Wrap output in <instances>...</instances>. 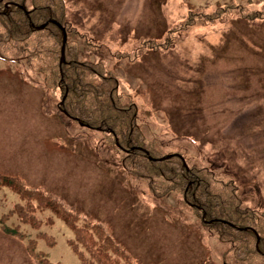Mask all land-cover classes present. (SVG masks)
<instances>
[{
	"label": "rangeland",
	"instance_id": "1",
	"mask_svg": "<svg viewBox=\"0 0 264 264\" xmlns=\"http://www.w3.org/2000/svg\"><path fill=\"white\" fill-rule=\"evenodd\" d=\"M61 3L65 21L86 40L74 39L79 60L100 62L117 81V94L135 105L136 123L153 150L233 180L241 204L264 214V20L241 18L242 10L260 11L264 3ZM219 8L228 11L213 18ZM58 98L35 66L0 60V174L103 223L138 264H224L223 245L181 197L154 198L122 168L109 137L63 116ZM18 202L2 187L0 216ZM36 217L53 223L21 230L55 240L54 246L37 240L38 251L55 264H79L66 223L52 210ZM0 264L33 263L22 243L0 233Z\"/></svg>",
	"mask_w": 264,
	"mask_h": 264
},
{
	"label": "trees",
	"instance_id": "2",
	"mask_svg": "<svg viewBox=\"0 0 264 264\" xmlns=\"http://www.w3.org/2000/svg\"><path fill=\"white\" fill-rule=\"evenodd\" d=\"M219 9L213 18L228 11ZM199 17L195 14L190 21ZM241 18L248 22L264 20V8L242 10ZM52 20L65 29L67 36L62 64V34L57 26L47 23ZM75 38L86 41L65 21L61 0H0V60L35 66L44 83L59 92L58 103L63 99L61 109L66 114L57 110L81 127L105 133L121 154L122 168L144 182L154 198L178 194L223 245L224 264H264V214L241 204L233 180L219 178L206 168L184 166V160L175 155L159 161L162 156L153 150V142L146 140L136 123L135 105L125 98L122 102L117 81L105 75L100 62L79 60ZM2 187L15 192L19 202L0 216V233L22 243L33 264H55L37 249V240L49 246H54L55 240L44 233L28 238L21 230V226L37 230L44 223L51 225L52 218L41 221L36 217L37 212L45 210H52L66 223L71 231L67 245L79 264H138L106 225L72 212L55 195L30 188L19 177L0 174ZM203 213L209 223L202 221ZM13 218L17 224L8 225ZM246 228L259 237L258 250L255 234L243 230Z\"/></svg>",
	"mask_w": 264,
	"mask_h": 264
},
{
	"label": "water",
	"instance_id": "3",
	"mask_svg": "<svg viewBox=\"0 0 264 264\" xmlns=\"http://www.w3.org/2000/svg\"><path fill=\"white\" fill-rule=\"evenodd\" d=\"M47 23H51V24H54L55 26H57L59 29H60V31H61V34H62V45H61V49H60V64H62V63H64V47H65V43H66V32H65V29L62 27V26H60V24L59 23H57V22H55V21H49V22H47ZM44 26H41V27H38V28H43ZM63 81V79L61 78V82ZM63 104V99L61 100V102L59 103V105H58V108L61 110V112L63 113V114H66L65 113V111H63L62 109H61V105ZM78 122V121H77ZM82 124H80V126H81ZM146 154H148L147 152H145ZM177 157H180V156H178V155H176ZM171 156H165V157H163V158H161V159H159V161H163L164 159H169ZM149 159L150 160H154L153 158H151V157H149ZM184 164V163H183ZM202 221L203 222H205V223H209V222H206V220H205V215H204V213L202 214ZM240 230V229H239ZM243 230H250V231H252L254 234H255V236H256V243H255V248L258 250V244H259V237L257 236V234L255 233V231L253 230V229H251V228H246V229H243Z\"/></svg>",
	"mask_w": 264,
	"mask_h": 264
}]
</instances>
